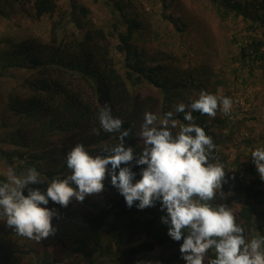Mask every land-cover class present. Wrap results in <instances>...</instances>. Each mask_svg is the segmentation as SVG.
Here are the masks:
<instances>
[{
  "label": "trees",
  "instance_id": "trees-1",
  "mask_svg": "<svg viewBox=\"0 0 264 264\" xmlns=\"http://www.w3.org/2000/svg\"><path fill=\"white\" fill-rule=\"evenodd\" d=\"M211 1L224 17L232 14L250 27L251 35L241 44L239 60L249 71L255 67L263 69L264 0ZM69 2L71 12L67 22L59 12V0H0V17H8L7 9L13 6L31 21L55 14L57 17L48 41H11L9 49L0 55L3 70L26 69L33 74L9 94V109L15 120L9 142L14 149L5 150L1 144L5 141L0 139V160L14 166L17 175L35 167L44 184L31 187L42 191L53 178H63L70 173L65 154L75 144L83 143L96 154L105 145L117 142V133L101 130L97 135L93 132L100 127L98 111L105 103L111 106L113 116L124 121L123 127L132 126L138 131L145 111L153 112L159 107L162 116L175 104H188L192 100L185 95L186 85L174 81V75L162 79L161 68L148 65L144 54L134 45L141 23L129 15L123 0H107L106 6L113 19L115 51L124 58L125 76L116 68L113 46L104 30L91 29L82 37L76 33L70 38L67 36L70 23L81 30L84 25L78 16L90 14L89 9L77 5L76 0ZM164 8L167 9L165 3ZM189 81L191 88L194 83L191 75ZM144 86L155 88L161 97L151 95L144 99L137 93ZM232 100V111L225 114L228 119L251 115L253 106L248 101ZM183 115L178 113L174 118L187 123ZM193 115L195 123L217 145L208 115L196 111ZM221 122L224 124L223 120ZM127 143L135 146L137 152L142 149L137 138L130 137ZM213 156L215 158L214 150ZM133 170L139 179V167ZM226 178L224 193L236 192L246 201L238 220L248 238L257 233L264 236V184L251 181L246 185L241 176L234 180L227 175ZM6 179L0 175V181ZM53 204L48 207L54 206L59 218L53 219L55 233L39 240L44 249L9 251L0 264H23L28 255L37 258L31 264H156L152 256L157 249L174 250L168 259L183 261L179 252L182 241H173L168 236L167 226L160 222L164 213L159 210V204L143 210L135 206L129 208L124 197L111 185L110 178L105 179L101 193L89 195L83 202L73 200L66 208Z\"/></svg>",
  "mask_w": 264,
  "mask_h": 264
},
{
  "label": "clouds",
  "instance_id": "clouds-1",
  "mask_svg": "<svg viewBox=\"0 0 264 264\" xmlns=\"http://www.w3.org/2000/svg\"><path fill=\"white\" fill-rule=\"evenodd\" d=\"M230 97H218L201 90L190 103H177L162 116L143 113L139 130L123 127L105 103L98 111L99 135L117 133V142L93 154L83 143L66 154L70 173L53 178L45 190L35 167L17 175L12 167L6 181H0V220L20 236L41 240L56 231L53 219L59 212L51 202L66 208L73 200L83 202L105 189V179L124 197L126 206L138 210L155 207L164 213L160 222L167 234L180 243L184 264H264V236L248 238L236 211L223 201L227 183L225 164L213 156V138L195 123L193 112L215 117L232 111ZM183 113L182 123L174 118ZM130 137L142 144L141 151L127 143ZM252 162L264 181V146L251 151ZM123 165V166H122ZM134 167H139V179ZM159 264V262H156Z\"/></svg>",
  "mask_w": 264,
  "mask_h": 264
},
{
  "label": "rangeland",
  "instance_id": "rangeland-1",
  "mask_svg": "<svg viewBox=\"0 0 264 264\" xmlns=\"http://www.w3.org/2000/svg\"><path fill=\"white\" fill-rule=\"evenodd\" d=\"M106 1L76 0L77 5L89 9L90 14L86 17L78 16L84 25L81 30L70 23L67 36L70 38L76 33L82 37L91 29L104 30L113 46L112 56L116 68L125 76L124 58L115 51L117 41L112 28V15ZM123 1L128 6L129 15L141 23L134 45L144 54L148 65L161 68L159 76L162 79L174 75V81L179 80L187 86L185 95L192 99L198 98L201 90H206L218 97L248 101L253 106L251 115L243 117L244 119L242 116L228 119L218 109L216 116H208V120L210 131L217 143L214 149L215 159L225 164L228 178L234 180L241 176L246 185L256 181L263 186L264 181L260 179L252 162L251 151L255 147L264 146V68L255 67L249 71L248 66L239 60L241 44L247 41L246 36L251 35L250 27L232 14L224 17L211 0ZM69 3V0H59V12L67 22L71 12ZM164 3L167 9L164 8ZM7 10L8 17H0V55L9 49L8 43L11 41L49 40L52 23L57 19L56 14L53 17L44 16L37 21H31L17 6ZM257 36L260 34L257 33ZM2 65L3 62H0V139L5 141L1 143L2 147L11 151L14 147L9 141L15 120L9 109V94L24 80L33 77V74L26 69L3 70ZM190 75L194 81L191 88ZM137 93L144 99L151 95L157 99L161 97L153 87H141ZM153 113L160 116V108H155ZM8 167L15 170L14 166L0 160V175L6 177ZM225 195L223 201L218 199L216 202L229 204L235 209L238 217L246 206L244 197L236 192ZM42 246L37 240L18 235L0 220L1 263L9 251H29L33 250L32 248L42 251ZM174 252H162L157 249L152 261L159 264H184V261L172 262L168 259ZM41 253L38 254L41 256ZM36 260L37 258L28 255L23 264L35 263Z\"/></svg>",
  "mask_w": 264,
  "mask_h": 264
},
{
  "label": "built area",
  "instance_id": "built-area-1",
  "mask_svg": "<svg viewBox=\"0 0 264 264\" xmlns=\"http://www.w3.org/2000/svg\"><path fill=\"white\" fill-rule=\"evenodd\" d=\"M237 102V101H236Z\"/></svg>",
  "mask_w": 264,
  "mask_h": 264
}]
</instances>
